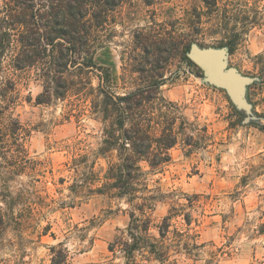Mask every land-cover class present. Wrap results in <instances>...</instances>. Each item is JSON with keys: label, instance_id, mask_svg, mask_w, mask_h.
<instances>
[{"label": "rangeland", "instance_id": "obj_1", "mask_svg": "<svg viewBox=\"0 0 264 264\" xmlns=\"http://www.w3.org/2000/svg\"><path fill=\"white\" fill-rule=\"evenodd\" d=\"M218 5L219 10L211 11L204 0H125L107 17L98 55L115 71L119 93L150 85L148 75L159 71L164 75L159 96L179 106L174 130L181 132L180 141L171 149V162L151 176V187L160 185L164 194L152 212L155 225L179 204L169 242L179 239L174 231L191 235L182 238L179 256L171 252L170 260L264 264V62L258 60L264 55V0H218ZM255 18L258 24L244 26ZM217 21H228L242 32L234 49L229 48V65L259 77L249 90L254 114L248 124L227 93L205 83L182 58L187 34L207 46L228 39L215 32ZM162 39L167 44L161 58L144 49ZM15 78L21 94L15 116L30 131L26 147L32 163L15 183L26 196L13 214L0 182V211L8 220L0 264H52L53 256L62 258L63 253L62 264H126L123 252H111L109 245L128 226L127 204L70 189L71 161L98 142L101 124L91 114L90 102L72 94L38 105L35 100L44 87L35 71L17 72ZM186 134L193 135L192 147L184 144ZM136 255L139 264H158L146 254Z\"/></svg>", "mask_w": 264, "mask_h": 264}, {"label": "trees", "instance_id": "obj_2", "mask_svg": "<svg viewBox=\"0 0 264 264\" xmlns=\"http://www.w3.org/2000/svg\"><path fill=\"white\" fill-rule=\"evenodd\" d=\"M124 1L0 0L2 196L12 214L17 201L22 202L26 196L24 188L15 186L19 176L32 163L26 147L30 131L15 116L21 99L15 75L35 71L44 87L36 97V104L48 105L69 95L80 94L90 102V112L101 124L97 146L80 157H74L69 165L73 172L70 189L73 192L86 190L110 201L127 204L128 226L121 229L110 243V251L119 249L123 252L126 264H139L137 253L146 254L158 264H178L176 259L170 260L171 252L177 258L182 238L191 235L174 231L173 235L179 239H175V244L169 242L171 220L180 211L179 204L172 206L162 222L155 225L152 212L164 194L160 185L151 187V176L171 162V149L180 141L181 132L174 130L179 106L159 96L163 84V79H159L164 76L159 71L148 75L153 79L150 85L119 93L114 83L117 80L115 71L104 66L98 55L103 48L100 37L107 17ZM153 2L147 0L148 4ZM204 2L211 11L219 10L218 0ZM257 22V18L247 19L244 26L252 27ZM212 26L215 32L228 35L227 40L225 37L213 45H227L233 50L242 32L236 31L234 25L230 27L228 21H217ZM194 41L192 34L184 37L182 58L202 77V70L187 55ZM166 44L165 39L151 41L144 49L155 51L161 58ZM258 60L264 62V55L258 56ZM143 72L141 70V74ZM94 76L98 79L97 84ZM26 98L32 101L31 96ZM184 144L195 145L193 135L186 134ZM30 210L32 214L34 208L30 207ZM184 218L186 224L191 225L189 212L184 213ZM7 228L6 214L0 211V240ZM156 228L157 234L153 233ZM48 229L49 225L45 231ZM183 248H189V244L184 243ZM55 249L52 247L53 252ZM66 257L67 253H63L62 258L54 255L52 264H62Z\"/></svg>", "mask_w": 264, "mask_h": 264}, {"label": "water", "instance_id": "obj_3", "mask_svg": "<svg viewBox=\"0 0 264 264\" xmlns=\"http://www.w3.org/2000/svg\"><path fill=\"white\" fill-rule=\"evenodd\" d=\"M188 57L202 70L203 81L223 89L234 106L245 114L244 124L253 118V103L249 98V87L259 80L257 76L245 75L228 61L229 47L201 46L193 42Z\"/></svg>", "mask_w": 264, "mask_h": 264}]
</instances>
